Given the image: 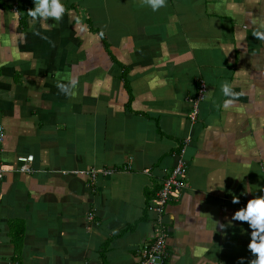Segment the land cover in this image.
Masks as SVG:
<instances>
[{
	"label": "crops",
	"instance_id": "obj_1",
	"mask_svg": "<svg viewBox=\"0 0 264 264\" xmlns=\"http://www.w3.org/2000/svg\"><path fill=\"white\" fill-rule=\"evenodd\" d=\"M62 2L33 20L35 0H0V264H141L147 204L180 160L165 264H249L251 222L230 221L264 196V0Z\"/></svg>",
	"mask_w": 264,
	"mask_h": 264
},
{
	"label": "built area",
	"instance_id": "obj_2",
	"mask_svg": "<svg viewBox=\"0 0 264 264\" xmlns=\"http://www.w3.org/2000/svg\"><path fill=\"white\" fill-rule=\"evenodd\" d=\"M205 91L206 84H203L197 97L190 99L192 102V111L190 113L192 124L199 118L200 103ZM4 138L5 128L3 125H0V183L7 172V165L3 160L2 143ZM33 160V154L18 156L19 165L15 167V169L24 173L31 172L33 170L31 164ZM189 170V164L184 160H180L171 173L164 179L162 186L157 191L156 195L149 200L147 210L153 215L155 236L153 241L142 250L141 264L166 263L168 257L169 230L165 221V211L169 202L175 198H179L184 188H186ZM111 172H113V170L110 168H91L86 170L85 173L91 179V182L94 183L100 176L109 175ZM94 215V211L89 213L90 218H93Z\"/></svg>",
	"mask_w": 264,
	"mask_h": 264
},
{
	"label": "clouds",
	"instance_id": "obj_3",
	"mask_svg": "<svg viewBox=\"0 0 264 264\" xmlns=\"http://www.w3.org/2000/svg\"><path fill=\"white\" fill-rule=\"evenodd\" d=\"M153 10H157L162 6L166 5V0H146ZM28 15L33 18V20L39 18H49L53 17L55 20H60L66 12V6L62 0H35L34 7L29 8ZM37 34H39L37 30ZM254 35L264 40V31H255ZM76 79H72L70 83H58V87L61 91H67L69 84L74 87L76 85ZM222 90L225 96L235 97L239 93L235 92L229 82H224L222 85ZM234 101L229 98L224 101V107L227 108ZM246 191H252L251 187H247ZM246 194V193H245ZM234 202H239V197H233ZM240 221H250V226L252 228L251 241L248 247L253 253L257 254L254 259L250 260L249 264H264V196H257L248 200L246 206L236 210L231 218V222ZM229 225L220 224V228H227ZM243 259V258H241Z\"/></svg>",
	"mask_w": 264,
	"mask_h": 264
}]
</instances>
